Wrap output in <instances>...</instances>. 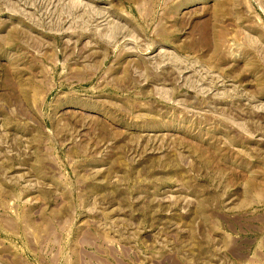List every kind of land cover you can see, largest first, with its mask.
I'll return each mask as SVG.
<instances>
[{
    "label": "rangeland",
    "instance_id": "rangeland-1",
    "mask_svg": "<svg viewBox=\"0 0 264 264\" xmlns=\"http://www.w3.org/2000/svg\"><path fill=\"white\" fill-rule=\"evenodd\" d=\"M0 264H264V0H0Z\"/></svg>",
    "mask_w": 264,
    "mask_h": 264
}]
</instances>
